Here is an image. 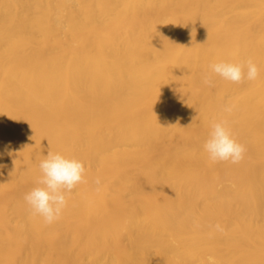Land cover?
<instances>
[{
  "label": "bare ground",
  "instance_id": "1",
  "mask_svg": "<svg viewBox=\"0 0 264 264\" xmlns=\"http://www.w3.org/2000/svg\"><path fill=\"white\" fill-rule=\"evenodd\" d=\"M221 120L238 164L203 149ZM48 151L86 168L50 225ZM0 165V264H264V0H0Z\"/></svg>",
  "mask_w": 264,
  "mask_h": 264
},
{
  "label": "clouds",
  "instance_id": "2",
  "mask_svg": "<svg viewBox=\"0 0 264 264\" xmlns=\"http://www.w3.org/2000/svg\"><path fill=\"white\" fill-rule=\"evenodd\" d=\"M209 68L210 72L203 76V83L209 87L214 86V75L234 84L255 81L260 76V68L252 59L241 63L219 61L210 64ZM203 149L213 163L238 164L246 153L245 146L237 141L225 120L211 125ZM39 170L41 175L37 180V186L25 194L24 200L34 215L42 217L44 223L50 225L60 219L67 206V194H70L78 184L85 182L86 168L82 161L74 157L48 151L39 163ZM95 183L100 185V178H97ZM215 229L223 231L219 224L215 225ZM207 261L208 264H216L213 256H209Z\"/></svg>",
  "mask_w": 264,
  "mask_h": 264
}]
</instances>
